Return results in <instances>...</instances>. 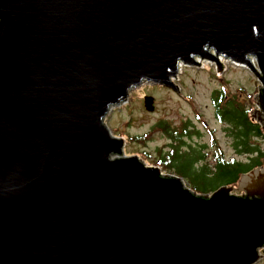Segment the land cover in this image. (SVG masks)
<instances>
[{"label":"water","instance_id":"obj_1","mask_svg":"<svg viewBox=\"0 0 264 264\" xmlns=\"http://www.w3.org/2000/svg\"><path fill=\"white\" fill-rule=\"evenodd\" d=\"M219 55L264 83V0H0V264L255 263L264 168L197 194L104 122ZM257 104L264 133V87Z\"/></svg>","mask_w":264,"mask_h":264},{"label":"rangeland","instance_id":"obj_2","mask_svg":"<svg viewBox=\"0 0 264 264\" xmlns=\"http://www.w3.org/2000/svg\"><path fill=\"white\" fill-rule=\"evenodd\" d=\"M211 53L214 54V51ZM203 64L201 68L186 64L182 66V72L174 80L182 95L163 85L144 83L132 89L125 102L110 108L104 122L114 136L125 139L124 155H140L146 165L157 166L155 160L158 154L169 150L171 143L167 135L157 128L153 129L159 121H164L172 128L187 125L192 133L184 137L185 148L206 154L197 163V167L211 162L216 150L219 154L221 150L226 159L234 157L244 161L246 155L235 153L232 139L224 131V123L215 118L210 95L214 90L224 88L228 93L241 94V98L246 99L242 90L254 94L258 85L256 77L249 68L228 61L222 62L223 70L220 74H217L215 62L207 60ZM253 65L256 69V63ZM147 95L153 97V111L145 108L144 98ZM251 141L264 151V136ZM238 182L228 186L235 187ZM184 184L190 188L187 181ZM213 191L197 194L211 195ZM230 193L241 195L244 191L233 189ZM260 254L261 257L253 264H264V246Z\"/></svg>","mask_w":264,"mask_h":264},{"label":"trees","instance_id":"obj_3","mask_svg":"<svg viewBox=\"0 0 264 264\" xmlns=\"http://www.w3.org/2000/svg\"><path fill=\"white\" fill-rule=\"evenodd\" d=\"M242 93L246 95V99L241 98V94H230L224 88L216 89L211 93V103L215 118L224 123V131L232 139L235 153L246 155L244 161L234 157L227 160L216 150L211 162L197 167V163L206 154L193 148H185L184 137H189L192 133L187 125L172 128L167 122L159 121L153 129L157 128L167 135L171 143L169 150L158 154L156 164L164 172L182 177L196 192H209L221 185L234 184L242 173L264 165V151L251 141L263 136L260 125L250 116L254 101L244 90Z\"/></svg>","mask_w":264,"mask_h":264},{"label":"bare ground","instance_id":"obj_4","mask_svg":"<svg viewBox=\"0 0 264 264\" xmlns=\"http://www.w3.org/2000/svg\"><path fill=\"white\" fill-rule=\"evenodd\" d=\"M218 59L220 60V61H223L224 60V58L222 57V56H218ZM196 60H202V59H197L196 58ZM203 61V60H202ZM182 65V64H181ZM181 65L180 66H178V68H177V73L179 74L180 72H182V70H181Z\"/></svg>","mask_w":264,"mask_h":264},{"label":"flooded vegetation","instance_id":"obj_5","mask_svg":"<svg viewBox=\"0 0 264 264\" xmlns=\"http://www.w3.org/2000/svg\"><path fill=\"white\" fill-rule=\"evenodd\" d=\"M245 194V192L244 193H242V195H244Z\"/></svg>","mask_w":264,"mask_h":264}]
</instances>
